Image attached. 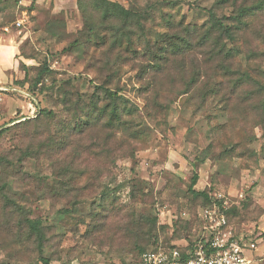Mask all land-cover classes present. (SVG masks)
<instances>
[{"label":"rangeland","instance_id":"obj_1","mask_svg":"<svg viewBox=\"0 0 264 264\" xmlns=\"http://www.w3.org/2000/svg\"><path fill=\"white\" fill-rule=\"evenodd\" d=\"M79 1L0 0L1 42L18 48L9 60L32 83L28 93L0 90L21 106L7 117L0 100V185L41 219L42 256L138 264L142 250L201 236L204 211L225 202L234 232L264 236V89L202 101L203 77L185 93L198 72L190 56H171L158 73L153 63L179 35L174 24L209 25L213 12L238 28L226 42L241 70L264 83V0H111L134 15L117 22L92 0L84 14ZM111 24L120 28L115 50ZM40 256L0 202V264H42ZM256 259L264 264V254Z\"/></svg>","mask_w":264,"mask_h":264},{"label":"trees","instance_id":"obj_2","mask_svg":"<svg viewBox=\"0 0 264 264\" xmlns=\"http://www.w3.org/2000/svg\"><path fill=\"white\" fill-rule=\"evenodd\" d=\"M94 7L104 10L105 16L110 22L117 21H130L134 19L133 12L126 8L119 2L111 0H92ZM80 8L85 14L87 11L84 7L83 0L79 1ZM217 4H222L221 1ZM249 15L248 11H241L239 14V19L242 21L243 17ZM52 27L51 23L48 24L47 30L53 35L64 36V34L56 32ZM179 35L170 36L169 48H162L161 53H165L164 56L160 58H155L153 63L156 66L157 73L162 72L168 66L170 62V57L174 56H190L192 63L198 69V72L194 76V81L189 82L188 90H185V93H190L189 89H192L201 78L203 77V88L201 90L200 96L202 101H207L209 97H215L219 103L228 104L232 101V98L240 92L246 85H252L254 89L260 90L264 89V83H259L253 78L249 73L241 70V65L237 62L235 51L230 48L227 44V40L236 39V26L232 25L227 26L223 21L219 20L216 15L211 12V20L209 25H197V24H187L184 25L182 22L174 24L172 26ZM112 41H111V50H115L118 47L120 48V28L116 24H111ZM78 41L74 40L73 45H77ZM201 56L202 61L198 62L193 57L194 53H197ZM218 72L221 76L220 80H215L214 76ZM198 77V78H197ZM205 82V83H204ZM28 84V87L25 85ZM32 83L29 82L28 72L25 71V77L21 80H15L14 91H17L16 88H20L27 93L32 90ZM99 87H96L98 89ZM164 91L163 87L158 89ZM253 90L252 92H259ZM108 95L113 100L112 92H108ZM94 106L95 109H98V102L100 100V93L95 92ZM264 106V99L262 100ZM41 114L42 109L38 110ZM103 116H106L104 114ZM119 117L118 109L113 110L110 113V120ZM31 120V118L29 119ZM264 121V119H263ZM19 123H22L21 121ZM2 128L0 129V133ZM198 176L196 175L193 179V184L196 182ZM0 202L5 204L9 209H11L13 214L19 216L21 225L28 234L29 240L32 241L34 247L41 254L40 261L42 264H51L54 260L52 257L42 256V252L46 247V243L49 240L46 233V228L43 225L40 218H34L32 216V210L26 208L24 205L17 203L12 199L10 191L7 188V185H0ZM66 212H72L70 210H65ZM228 222L230 224L229 211L227 212ZM199 238V237H198ZM196 238V239H198ZM195 239H190L188 243L190 246L194 244ZM178 247L184 250L180 245L172 246ZM145 250L141 251L140 257ZM140 260V258H139ZM139 263V261H138Z\"/></svg>","mask_w":264,"mask_h":264},{"label":"built area","instance_id":"obj_3","mask_svg":"<svg viewBox=\"0 0 264 264\" xmlns=\"http://www.w3.org/2000/svg\"><path fill=\"white\" fill-rule=\"evenodd\" d=\"M23 22H17L21 26ZM7 90V89H6ZM228 202L214 203L204 211L201 236L190 246L146 250L138 264H252L249 252L257 249V242L242 238L231 228Z\"/></svg>","mask_w":264,"mask_h":264},{"label":"crops","instance_id":"obj_4","mask_svg":"<svg viewBox=\"0 0 264 264\" xmlns=\"http://www.w3.org/2000/svg\"><path fill=\"white\" fill-rule=\"evenodd\" d=\"M13 53H18V48L14 45H11V43L7 42H1L0 38V72L2 75H0V90L1 89H8V86H13L15 80H21L25 77V73H23L21 70H18L17 64L12 63L9 60V56ZM8 71V73L5 72ZM7 85V86H6ZM10 87L12 89H15V87ZM28 87V84L25 85ZM4 92H0V100L1 105L3 109L5 110V115L7 117H12L17 113V109H20V104L10 97H4ZM22 102V101H21ZM32 106V103H30ZM242 238H246L247 240H254L257 242V249L253 252H249V256L253 258V262L257 261V255L264 254V236L260 235L258 237H249L247 234H240ZM252 262V263H253Z\"/></svg>","mask_w":264,"mask_h":264}]
</instances>
